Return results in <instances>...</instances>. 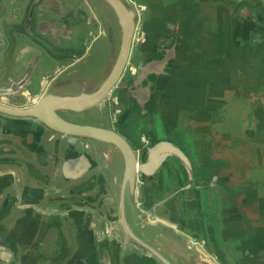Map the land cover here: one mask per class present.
Wrapping results in <instances>:
<instances>
[{
  "label": "water",
  "instance_id": "95a60500",
  "mask_svg": "<svg viewBox=\"0 0 264 264\" xmlns=\"http://www.w3.org/2000/svg\"><path fill=\"white\" fill-rule=\"evenodd\" d=\"M20 246L264 264V0H0L3 264Z\"/></svg>",
  "mask_w": 264,
  "mask_h": 264
},
{
  "label": "crops",
  "instance_id": "0c3cea01",
  "mask_svg": "<svg viewBox=\"0 0 264 264\" xmlns=\"http://www.w3.org/2000/svg\"><path fill=\"white\" fill-rule=\"evenodd\" d=\"M144 1V0H143ZM145 18L147 17V12L144 13ZM176 143V141H173ZM81 213V212H80ZM25 224V229L31 227L33 224H35L37 220V215L35 212L30 210L22 219ZM50 222H53L54 220H49ZM23 224V225H24ZM74 226H75V233L77 237V250H78V256L80 258H85L87 255L90 254L91 252V243H92V230L90 225L86 224L85 222V213L83 215H78L76 219H74ZM21 230L18 232L21 237L25 234L26 230ZM166 252L169 253V255L174 256L170 250L165 248ZM30 248L28 247H18V252H17V259H18V264H34L35 263V255L31 252L29 253ZM28 252V253H27ZM184 256H187L190 260H194V256H196L194 253L191 252H184L182 253ZM54 264H60V263H54Z\"/></svg>",
  "mask_w": 264,
  "mask_h": 264
},
{
  "label": "flooded vegetation",
  "instance_id": "af4514ba",
  "mask_svg": "<svg viewBox=\"0 0 264 264\" xmlns=\"http://www.w3.org/2000/svg\"><path fill=\"white\" fill-rule=\"evenodd\" d=\"M63 52V57H67L68 59H74V58H77L81 53H75V52H71V51H61ZM61 57V58H63ZM153 144L155 143V140L153 139L152 140ZM157 203V202H156ZM0 264H3V262L0 260Z\"/></svg>",
  "mask_w": 264,
  "mask_h": 264
},
{
  "label": "rangeland",
  "instance_id": "374dc122",
  "mask_svg": "<svg viewBox=\"0 0 264 264\" xmlns=\"http://www.w3.org/2000/svg\"><path fill=\"white\" fill-rule=\"evenodd\" d=\"M97 59H98V57H97ZM97 68H99V66H97ZM98 120H102V119H98ZM174 138H177L176 136H173ZM174 140H176V139H174Z\"/></svg>",
  "mask_w": 264,
  "mask_h": 264
}]
</instances>
